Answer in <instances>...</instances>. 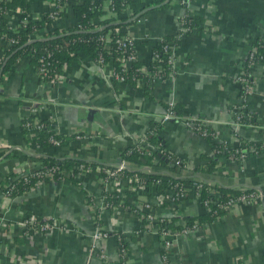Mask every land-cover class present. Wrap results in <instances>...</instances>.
Here are the masks:
<instances>
[{"label": "crops", "instance_id": "1", "mask_svg": "<svg viewBox=\"0 0 264 264\" xmlns=\"http://www.w3.org/2000/svg\"><path fill=\"white\" fill-rule=\"evenodd\" d=\"M146 1L148 7L142 19L127 29L133 36L138 60L145 64L150 61L154 41L176 36L180 22L186 17L197 22L173 48V72L164 80L151 82L147 93L123 82L113 83L109 67H99L86 56L66 65L54 83L41 84L29 57L19 59L3 74L0 81V183L6 182L13 173L20 174L42 164V157L46 155L94 162V167L116 163L131 145L130 136L144 132L169 101L178 104L184 120L210 121L220 137L227 139L231 146L237 144L231 137L229 124L233 119L230 107L239 99L235 80L242 60L251 47L264 38V0ZM49 3L50 0H34L31 16L37 18L41 11L49 10ZM19 19L20 15L13 13L8 23L15 28ZM72 22L71 8H68L49 29L68 27ZM6 51L0 40V58ZM250 77L253 93L248 107L255 113L257 123L264 126L262 60L250 65ZM28 118L50 124L49 128L56 133L74 137L67 145L33 148L22 130L23 120ZM239 136L261 142L264 130L247 127L240 130ZM158 141L187 163L180 170L181 175L192 171L223 187L260 188L264 184V151L250 153L240 166L236 163L224 166V173H208V158H215L211 142L182 123L165 124ZM25 147L34 152H27ZM222 157L215 158L214 164ZM95 178V175L84 177L83 184L92 187ZM262 200L248 204L238 202L196 234L176 240L174 252L182 259V264H264V198ZM0 207L7 210L8 232L22 209L38 217H54L72 224L70 231L55 229L48 235L37 233L27 239L15 235L14 230L12 239L2 241L0 264H119L116 233L103 245L105 259L97 255L89 257L93 216L76 181L46 180L34 190L14 198L0 190ZM201 212L192 201L179 211L184 216ZM102 224L126 239L124 264H162L156 235L142 231L136 236L134 231L140 229V224L134 215L105 213Z\"/></svg>", "mask_w": 264, "mask_h": 264}, {"label": "built area", "instance_id": "2", "mask_svg": "<svg viewBox=\"0 0 264 264\" xmlns=\"http://www.w3.org/2000/svg\"><path fill=\"white\" fill-rule=\"evenodd\" d=\"M33 1L34 0H31L32 3ZM71 2L78 3L79 0H50L48 6L50 9L47 11H41L37 18L31 16L33 13L32 11L28 14H23L19 9L7 10L5 12L7 24L10 29L15 30L20 26V24L25 26L28 20H39L44 22L45 31V29H48L52 23L63 16L65 9L70 8ZM99 7L105 10L107 15H117V13L113 11L112 0L101 1ZM1 8H3V5H0V9ZM129 12H133V9H130L128 3L123 2L122 9L119 11L120 16H125V14H129ZM13 13L20 15L19 23L15 28L11 27L8 23V18ZM141 19L142 17L137 19L136 22ZM183 23L184 22H180L181 27ZM78 26L80 27V25ZM109 34L110 31L102 37L103 42L106 44L110 43ZM34 35L40 36L41 33L35 31ZM1 42L7 49L16 43L13 38L1 40ZM117 42L122 49L123 68L125 70L129 65V61L138 59L134 39L133 36L128 33V30H126L125 35L117 38ZM127 46L132 47V54H129L127 50H125ZM259 47H264V38L259 39L255 45L251 47L248 55L242 60L240 70L235 80L238 88L239 99L230 107L233 119L229 121L231 137L237 142L235 146H231L227 139L220 137L219 132L212 126V122L203 118H189L184 120L182 116H177L173 111L175 103L169 101L163 111L158 116L154 117L153 122L146 127L144 132L137 134L136 136L130 134L132 135L130 137L133 140H131V145L124 151L125 154L134 152L136 155V161H130L125 157L120 156L116 163L103 167H94L93 165L85 163H77L75 165L76 172L73 176L80 188L86 191L85 202L91 208L93 216L94 228L90 236V243L88 246L89 257L91 255H97L99 258L105 259L107 254L103 245L110 236H113V234L116 233L119 240V264L125 263L122 256L125 251L124 242L126 239H124L120 233L112 232L103 226L102 217L105 213H110L112 216L126 213L129 206L125 203V199L128 198L129 194H133L135 199L132 200L134 208H132L131 214L138 219L140 224V229L134 231L135 235H140L142 231L155 234L157 240L159 241V249L162 251L160 253L162 264H182V259H179V256L174 252L176 240L179 238H187L188 236L196 234L201 227L209 222L194 220L189 224L186 220V217L188 216H184L179 213L180 208H184L185 205L177 202V200L185 194V188L182 182L169 181L167 189L164 193L157 192L155 188H152L150 193H148L146 192L148 187L141 176L135 172L132 174H128L127 172L130 170H139L149 173H164L167 170L163 168L165 166L160 165V158L168 161L171 166H176L178 169L187 166V163L182 158L174 154V152L167 148L162 142H153L150 140L152 137H158L162 132L164 125L168 122L182 123L184 126L198 134L201 138H207L209 142L218 144L223 152H227L226 155H223V157L218 159L214 164V171L217 172L221 171L224 173V166L229 167L235 163L240 166L247 159L250 153L257 154L259 152H263V140L261 142L254 141L253 143H249V140L239 136L240 130L247 127L264 130V126H261L258 123L252 124L242 122V119H251V113H253L248 107V99L251 98L253 89L252 79L249 80L250 73L247 72L246 66L247 62L249 67L257 60H262L264 62V53L260 52ZM3 57H1L0 60L3 59ZM155 59H157L156 55L150 57V61ZM168 62L171 64V70L169 73H172L174 63L173 53L168 58ZM146 64H148V62ZM96 65L99 67L108 66L110 69V78H114L117 82H123V76L115 74L109 63L103 65L99 62ZM157 67V69L160 70V67ZM141 70L151 76L153 81L164 80L169 75L168 73L167 76H164L158 71L152 72L146 67H142ZM47 72L48 68L44 65L41 66L39 72H37L39 79L41 80V84L47 82L54 83L58 81L60 77L59 74H56L50 81H44L43 78ZM23 126L26 129V134L29 138L38 133L39 130L44 127L50 129V124H43L41 121H37L33 118L26 119ZM79 137L80 135H76V138ZM50 142L52 145H60L59 140L53 138L52 136L50 137ZM27 148L28 147H25V150H29L27 152H34L31 151L30 148ZM41 175H50L52 178V175H60V171L56 165L42 169L41 164H37L35 168L26 172L11 174L10 178H8L5 182L4 188H0V190H2L9 198L17 197L22 193L34 190L42 182L46 181L42 179ZM92 175H95L96 177L92 183L93 188L83 184V178ZM33 176H38V179L34 182V184L30 185L29 188L23 192H19L17 183L22 182L25 184L28 182V179ZM174 177H190V179L194 181L195 192L193 197L190 199V202H196L203 212H207L211 205H215L220 210L227 212L238 202L248 204L263 201V192L261 188H254L251 192H241L235 197L228 196L224 200H221L219 192L215 189L216 184L211 180L201 178L198 174H195L192 171H189L187 175H181L178 170L176 174H174ZM153 184H158V181L153 182ZM202 190H205L207 197H201L200 192ZM14 192L17 194L12 195ZM165 200L170 202L172 207H165L163 205ZM262 207L264 209V204ZM6 213L7 210L0 207V246L3 244L2 241L4 239H12L14 230L16 231L15 235L25 239L37 233L48 235L55 229H62L65 232L72 230V224L70 223L58 220L54 217H38L28 213L25 209H22L16 215L15 220H13L11 231L8 232L6 230ZM221 215L216 216L213 220ZM172 220L174 227H170L168 225L172 222ZM3 226H5V228Z\"/></svg>", "mask_w": 264, "mask_h": 264}, {"label": "trees", "instance_id": "3", "mask_svg": "<svg viewBox=\"0 0 264 264\" xmlns=\"http://www.w3.org/2000/svg\"><path fill=\"white\" fill-rule=\"evenodd\" d=\"M101 1L103 0H79L78 3H70L71 14L73 17L72 25L64 28H54L46 29L44 31V22L39 20H28L27 24L20 26L12 30L7 24V19L5 12L7 10L19 9L23 14H28L33 10V5L31 0H0V5L3 8L0 9V39L7 40L13 38L16 43L11 46L5 52V56L0 60V81L3 74L9 70L19 59L23 57H29L31 65L34 66L35 71L39 72L41 66H46L48 72L44 76V81H50L56 74H61L63 68L75 61H78L82 56H86L94 64L99 62L103 65L110 64L113 71L117 75L123 76V82L139 89L142 93H147L150 88L153 78L143 72L142 67H146L152 72H160V74L167 76L171 70V64L168 62V58L172 55V49L177 46L180 42V37L188 33L191 28L197 23L195 19L191 17H186L183 19L182 27L178 31L177 35L164 36L155 43L151 44V56L156 55L157 59L149 61L145 64L141 60H131L129 61L128 67L124 70L122 61V49L117 42V38L125 35L127 28L137 21L140 17L145 14L147 10L148 2L146 0H112L113 11L117 13L114 15H107L106 11L99 7ZM183 1V0H180ZM186 1V0H184ZM188 1V0H187ZM123 2L128 3L130 9L133 12L125 14V16H120L119 11L122 9ZM80 25V27L78 26ZM24 29V30H23ZM43 30V31H42ZM38 31L41 33L40 36H35L34 32ZM110 31V43L106 44L103 42L102 37L105 36ZM127 52L132 54L133 49L131 46H127ZM261 53H264V47H259ZM49 53V55H48ZM48 55V56H47ZM157 66L160 67L158 70ZM247 72L250 73V67L246 66ZM249 80L251 77L249 76ZM112 82H116L113 78ZM173 111L177 116H181L180 107L178 104H174ZM26 119L23 120V124ZM42 122V121H41ZM243 123H257L255 113H251V119H242ZM46 123V122H44ZM48 123V122H47ZM23 133L26 134V129L22 127ZM59 140L61 145H67L74 135L70 134L68 136L56 133L52 129L42 128L38 133L27 139V143L33 148H43L51 146L50 137ZM151 141H158V137H152ZM207 140V138H206ZM253 143V141H248ZM264 143V140L262 141ZM211 148L214 149L215 158L219 156L226 155L227 152H223L219 145L216 143H211ZM121 156L125 157L130 161H136V155L134 152L125 154L122 152ZM215 158H208L206 163L208 166L207 172L214 171ZM42 169L47 168L52 165L58 166L60 175H41L42 179L55 181L65 179L69 181H76L73 174L76 172L75 165L77 163H85L94 165V162L83 161L79 159L64 158L58 159L51 156L42 157ZM160 165L167 170L164 173L157 172H144V171H128V174L133 172L137 173L146 183L148 190L146 192L150 193L152 188H155L157 192L164 193L167 189V184L169 181H180L185 188L184 196L180 197L177 202L189 205L190 199L193 197L195 188L194 181L190 177L176 178L174 174L182 169H178L176 166H171L168 161L160 158ZM199 168H195L198 170ZM41 170V168H40ZM38 179V176H33L28 179V182L23 184L22 182L17 183L19 192H23L28 189L30 185ZM158 181V184H153V182ZM5 181L0 183V188H4ZM263 192L264 198V184L260 186ZM215 189L220 194V199L224 200L228 196L235 197L241 192H251L254 188L234 186V187H223L215 186ZM83 194L86 196V191L81 188ZM14 192L12 195H16ZM202 198L207 197L205 190L200 192ZM135 199L133 194H129L128 198L125 199V203L129 206L126 213L131 214L132 200ZM163 205L165 207H172V204L168 201H164ZM225 213V211L220 210L217 206L211 205L207 212H201L195 216L186 217L187 222L190 224L194 220H199L200 222H210L216 216ZM170 227L173 226V220L168 224ZM162 251L160 250V253Z\"/></svg>", "mask_w": 264, "mask_h": 264}]
</instances>
